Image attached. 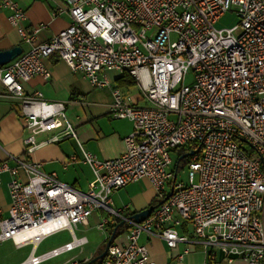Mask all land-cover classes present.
<instances>
[{
  "label": "built area",
  "instance_id": "1",
  "mask_svg": "<svg viewBox=\"0 0 264 264\" xmlns=\"http://www.w3.org/2000/svg\"><path fill=\"white\" fill-rule=\"evenodd\" d=\"M0 8L10 11L29 47L0 66V93L20 101L28 132V156L0 162V186L3 173L11 177L7 213L0 206V244L32 245L18 264H42L83 247L87 237L75 229L95 212L102 231L115 219L126 227L124 241L113 242L99 264H157L142 236L174 248L190 241L179 231L183 225L203 245L206 264H264V0H61L54 14H68L71 22L47 41L38 38L44 25L25 24L18 0H0ZM228 11L239 23L217 28ZM55 54L95 88L110 85L108 70L133 76L150 102L139 105L113 87L111 115L131 120L133 130L117 157L83 149L82 162L95 179L87 191L32 157L42 145L78 135L66 102L24 90L36 76L51 77L46 61ZM45 132L52 135L39 141ZM176 148L194 151L187 181L178 179ZM142 179L161 204L136 222L126 214L129 205L113 206L112 194ZM63 230L71 241L37 253L43 240Z\"/></svg>",
  "mask_w": 264,
  "mask_h": 264
},
{
  "label": "crops",
  "instance_id": "2",
  "mask_svg": "<svg viewBox=\"0 0 264 264\" xmlns=\"http://www.w3.org/2000/svg\"><path fill=\"white\" fill-rule=\"evenodd\" d=\"M18 1L27 13L25 20L27 26L44 25L38 35L40 41L51 39L71 22L68 14H54L55 7L61 3V0ZM9 15L10 11L8 9L0 8V51L14 46H21L23 50H27L29 48L28 45L23 43L18 28L10 23ZM46 64L51 71V77L46 80L42 76H36L24 83V90L28 94L40 91L42 96L49 101L59 100L66 102L68 113L75 123L78 135L76 139L68 137L42 145L33 153L32 157L43 163L44 171L55 172L60 181L72 184L82 191H87L93 185L95 179L91 168L82 162L83 149L101 159L117 157L126 150L125 139L133 130L131 120L126 118L116 119L111 115L110 106L114 99L113 87L119 86L124 96H131L139 105L147 106L150 105V102L143 98L140 85L131 75L135 80V85L121 86L119 80L125 74L113 69L108 70L107 78L110 85L104 88H95L83 73L71 70L56 54L51 56L46 61ZM19 102L18 99L0 93V162L9 158V156H28L25 153V143H23L28 132L24 128L21 118V103ZM51 135L52 133L45 132L38 136V140L46 141ZM73 156H76V161L72 159ZM10 163L14 164V161L10 160ZM1 178L0 206L4 213H7L11 203L8 184L11 177L9 173H3ZM155 200L156 191L146 179L129 183L112 194L114 207L129 205L126 212L128 216L149 208L154 205ZM100 216V212L93 213L88 225L82 224L81 234L79 235L76 234V229L79 228V225L77 226L75 234L78 237L86 236L88 241L83 247L77 248L79 249L78 253L61 260L58 264H70L77 261L84 264L100 254V249L103 248L112 233L109 230L110 225L107 226L106 232H103V239L96 243H92V240L86 234L89 227H92V225L94 227L99 223ZM117 221L115 219L110 224H114ZM84 226L85 228H83ZM125 229V226L120 228L121 231L116 234L113 242L117 244L124 241ZM191 230L186 225L179 229L181 233L189 236L190 241L188 243L180 242L174 248H170L165 240L157 236L149 237L144 235L141 241L147 245L151 258L157 264H206L207 255L204 247L200 242H196ZM72 237L70 233V238L63 243L48 249L45 247L39 249L43 240L37 246L36 251L37 253L46 252L71 241ZM187 248L190 251L184 254L183 258H180V255ZM29 254L30 252L25 259ZM25 259L22 261L24 262ZM223 264L228 263L224 262ZM231 264L247 263L243 259H236Z\"/></svg>",
  "mask_w": 264,
  "mask_h": 264
},
{
  "label": "rangeland",
  "instance_id": "3",
  "mask_svg": "<svg viewBox=\"0 0 264 264\" xmlns=\"http://www.w3.org/2000/svg\"><path fill=\"white\" fill-rule=\"evenodd\" d=\"M239 17L235 11H228V13H225L216 23L217 28H231L234 25L239 23ZM190 80V78H189ZM177 154H174V157H176ZM179 180L187 181V170L186 168H180L179 174H178ZM93 224V222H92ZM81 226L80 224L76 229V234H81ZM93 227V225H92ZM89 227L87 231V235L92 240V243H96L97 241H101L103 239V232H106V230H100L98 226H94L93 228ZM85 228V226L83 227ZM70 238V233L67 230L59 231L57 233H54L50 236H48L41 245V248L44 247L46 249L51 248L53 246H56L60 243H63L64 241L68 240ZM32 250V245H25L22 247H17L13 244L12 241H8L5 243L0 244V264H17L21 262L25 257L28 255V253ZM79 249H76L75 251L68 252L67 254H63L61 256L55 257L53 259L43 262L42 264H58L61 260H64L65 258L78 253Z\"/></svg>",
  "mask_w": 264,
  "mask_h": 264
},
{
  "label": "water",
  "instance_id": "4",
  "mask_svg": "<svg viewBox=\"0 0 264 264\" xmlns=\"http://www.w3.org/2000/svg\"><path fill=\"white\" fill-rule=\"evenodd\" d=\"M22 52H23V48L21 46H14L10 49L0 51V66H3L5 64L9 63L14 58H16L18 55H20ZM192 154H194V151H191L189 153H185V154L181 155L177 160L176 169L178 168L179 162L181 160H185L189 155H192ZM158 204H161V202H158L157 205ZM157 205L156 204L152 205L147 209H144L140 212H137V213L133 214L132 216H129V219H134L136 222H142V220H145L151 214V212L155 209V207ZM124 226H125V220L120 221L118 223V225L112 231L110 238L107 241V244H106L104 251L102 253L98 254L97 256H95L94 258H92L90 261L85 262L84 264H92L95 261H98L99 263L102 262L105 255L107 254L108 247L114 241L118 230L120 228H123Z\"/></svg>",
  "mask_w": 264,
  "mask_h": 264
},
{
  "label": "trees",
  "instance_id": "5",
  "mask_svg": "<svg viewBox=\"0 0 264 264\" xmlns=\"http://www.w3.org/2000/svg\"><path fill=\"white\" fill-rule=\"evenodd\" d=\"M119 83H120V85L121 86H124V85H135V80L129 75V74H125L120 80H119ZM174 154H177L176 155V157L174 158V162H175V165H176V163H177V160H178V158L181 156V155H183L184 154V149L183 148H176L175 150H174ZM185 165H186V163L184 162V160H181L180 162H179V168L181 167V168H185ZM157 203H158V200L156 199L155 201H154V205L156 204L157 205ZM121 220H118L116 223H114V224H109L110 226H109V230L110 231H113L114 230V228L118 225V223L120 222ZM120 229L118 230V232H117V234L118 233H120ZM110 238V237H109ZM109 238L106 240V242H105V244H104V246H103V248H101L100 249V252L99 253H102L103 251H104V249H105V247H106V244H107V241L109 240ZM113 243V242H112ZM79 264H83V263H79ZM92 264H99V262L98 261H95L94 263H92Z\"/></svg>",
  "mask_w": 264,
  "mask_h": 264
},
{
  "label": "flooded vegetation",
  "instance_id": "6",
  "mask_svg": "<svg viewBox=\"0 0 264 264\" xmlns=\"http://www.w3.org/2000/svg\"><path fill=\"white\" fill-rule=\"evenodd\" d=\"M188 161V159L186 158L185 160H184V162L186 163Z\"/></svg>",
  "mask_w": 264,
  "mask_h": 264
},
{
  "label": "bare ground",
  "instance_id": "7",
  "mask_svg": "<svg viewBox=\"0 0 264 264\" xmlns=\"http://www.w3.org/2000/svg\"><path fill=\"white\" fill-rule=\"evenodd\" d=\"M176 166H177V163H176ZM178 168H179V166H178Z\"/></svg>",
  "mask_w": 264,
  "mask_h": 264
}]
</instances>
